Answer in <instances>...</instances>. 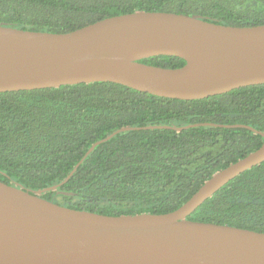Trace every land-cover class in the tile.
Segmentation results:
<instances>
[{
	"label": "trees",
	"instance_id": "trees-1",
	"mask_svg": "<svg viewBox=\"0 0 264 264\" xmlns=\"http://www.w3.org/2000/svg\"><path fill=\"white\" fill-rule=\"evenodd\" d=\"M136 11L184 14L226 26L264 24V0H0V25L68 33ZM144 64L179 68L156 56ZM201 124L176 132L170 128ZM210 124V125H204ZM264 84L198 100H177L111 82L0 93V181L47 201L108 215L165 214L215 172L258 149L264 138ZM188 220L264 233V162L229 181Z\"/></svg>",
	"mask_w": 264,
	"mask_h": 264
},
{
	"label": "water",
	"instance_id": "water-1",
	"mask_svg": "<svg viewBox=\"0 0 264 264\" xmlns=\"http://www.w3.org/2000/svg\"><path fill=\"white\" fill-rule=\"evenodd\" d=\"M156 56L185 64L163 68L141 62ZM94 82L177 100L264 84V24L226 26L184 14L136 11L68 33L0 25V93ZM200 125L147 129L181 132ZM225 127L247 128L264 138L251 127ZM130 129L92 144L58 185L26 191L0 181V264H264L263 232L187 219L229 181L264 162V141L165 214L108 216L39 196L65 184L96 146Z\"/></svg>",
	"mask_w": 264,
	"mask_h": 264
}]
</instances>
